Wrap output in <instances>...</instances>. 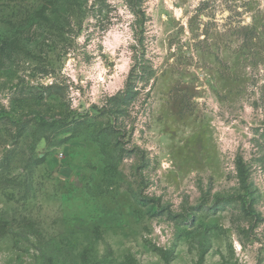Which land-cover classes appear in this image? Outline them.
I'll list each match as a JSON object with an SVG mask.
<instances>
[{"label":"rangeland","instance_id":"rangeland-1","mask_svg":"<svg viewBox=\"0 0 264 264\" xmlns=\"http://www.w3.org/2000/svg\"><path fill=\"white\" fill-rule=\"evenodd\" d=\"M2 42L0 264H264V0H0Z\"/></svg>","mask_w":264,"mask_h":264},{"label":"trees","instance_id":"trees-1","mask_svg":"<svg viewBox=\"0 0 264 264\" xmlns=\"http://www.w3.org/2000/svg\"><path fill=\"white\" fill-rule=\"evenodd\" d=\"M49 7H51V4H50V2H48V1H46L40 8H39V10H37L36 12H35V14H38V15H42L43 14V12H44V10L45 9H47V8H49ZM7 42H2L1 43V45H0V48H2V50L3 49H7L8 50V48L7 47H10V44H6ZM6 47V48H5ZM61 122H63V128H62V130H61V133H67V132H69L70 133V131H71V129H72V123L73 122H66L65 120H63V121H61ZM41 125H42V122L41 121H39L38 120V122H37V125H36V127L34 128V130H33V135L39 140V139H48V137L46 136V134H45V132L42 130V129H40V127H41ZM51 127L52 126H55L53 123H50L49 124ZM243 169H244V165H243V163H242V160H240V161H237V170H238V173H239V175L241 176V182L244 184L245 183V180H244V178H243V175H244V173H243ZM127 263H129V261H127ZM127 263H124V262H120L119 264H127Z\"/></svg>","mask_w":264,"mask_h":264}]
</instances>
